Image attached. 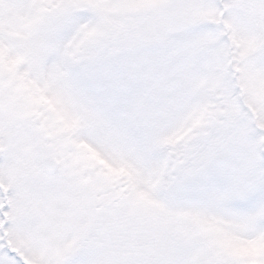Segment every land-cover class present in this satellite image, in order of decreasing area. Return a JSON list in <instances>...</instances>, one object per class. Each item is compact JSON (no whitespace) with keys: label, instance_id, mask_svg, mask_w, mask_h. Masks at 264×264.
<instances>
[{"label":"snow or ice","instance_id":"snow-or-ice-1","mask_svg":"<svg viewBox=\"0 0 264 264\" xmlns=\"http://www.w3.org/2000/svg\"><path fill=\"white\" fill-rule=\"evenodd\" d=\"M0 264H264V0H0Z\"/></svg>","mask_w":264,"mask_h":264}]
</instances>
